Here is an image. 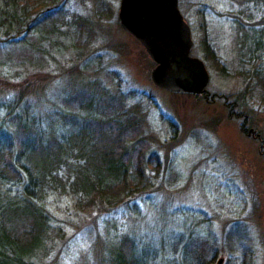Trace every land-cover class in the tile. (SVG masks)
I'll return each mask as SVG.
<instances>
[{
    "label": "rangeland",
    "instance_id": "374dc122",
    "mask_svg": "<svg viewBox=\"0 0 264 264\" xmlns=\"http://www.w3.org/2000/svg\"><path fill=\"white\" fill-rule=\"evenodd\" d=\"M61 2L58 18L19 41V35L3 41L0 32V117L10 101H25L43 116L60 106L65 90L98 85L138 117L160 170L153 187L134 199V210L104 215L51 196L48 207L64 239L38 263L100 264L113 236L128 232L160 249L162 264H182L178 239L189 236L216 245L211 264H264V104L256 87L238 104L246 88L241 40L250 27L264 29L261 1L178 0L213 102L152 83L155 62L119 25V0ZM79 22L91 36L83 50L73 45ZM243 123L260 140L247 136Z\"/></svg>",
    "mask_w": 264,
    "mask_h": 264
},
{
    "label": "trees",
    "instance_id": "16d2710c",
    "mask_svg": "<svg viewBox=\"0 0 264 264\" xmlns=\"http://www.w3.org/2000/svg\"><path fill=\"white\" fill-rule=\"evenodd\" d=\"M61 1L0 0L2 40L19 35L14 39L19 41L55 20ZM255 1L264 5V0ZM102 6L105 13L108 8ZM83 26L78 23L73 39V45L82 50L91 37ZM263 30L250 27L241 40L246 47L240 58L246 66L241 72L246 88L239 105L255 87L258 102L264 104ZM60 99V106L49 114L44 111L43 116L30 111L25 101L19 106L12 101L4 105L0 117V264H39L40 257H49L63 242L65 229L54 222L48 207L52 197H66L77 210L96 207L109 215L123 207L134 210V199L149 191L158 177L159 157L138 117L124 108L120 97L97 85L67 89ZM112 240L100 264H162L160 249L147 240L128 232L115 234ZM207 240L179 238L182 264H211L217 247ZM44 264L54 263L46 260Z\"/></svg>",
    "mask_w": 264,
    "mask_h": 264
},
{
    "label": "flooded vegetation",
    "instance_id": "af4514ba",
    "mask_svg": "<svg viewBox=\"0 0 264 264\" xmlns=\"http://www.w3.org/2000/svg\"><path fill=\"white\" fill-rule=\"evenodd\" d=\"M172 2L173 0H119L117 9L118 23L133 38L135 37L131 32L147 37L157 50L169 57L171 67H173L169 71L167 70L168 75H165V84L171 81V77H174L177 84L179 83L186 87L198 86L201 73L200 68L197 66L198 64L201 65L200 67L204 68L202 70L208 76L207 82L201 88V92L175 93L197 98L201 97L206 102H213L217 96L207 90L210 77L206 65L202 59L191 53L194 45L191 28L178 7V0H175L177 11H174ZM136 40L139 42L138 39ZM155 66L156 63H154ZM158 89L170 91L161 87H158ZM249 129L250 127L246 125L242 127L243 132H246L247 136L251 135L260 140L258 131L252 128L250 132Z\"/></svg>",
    "mask_w": 264,
    "mask_h": 264
},
{
    "label": "water",
    "instance_id": "95a60500",
    "mask_svg": "<svg viewBox=\"0 0 264 264\" xmlns=\"http://www.w3.org/2000/svg\"><path fill=\"white\" fill-rule=\"evenodd\" d=\"M172 5L174 7V11H177L175 8V0H173ZM132 35L139 40L140 44L144 47L145 51L147 52L148 56L156 63V66L151 70L150 77L152 83L161 88L169 89L173 92H201V88L205 85L207 82L208 76L206 72H204V68L200 67L201 65L198 64L197 67L200 68V77H199V84L195 87H186L181 84H177L176 79L174 77H171V81L169 83H164V79H166L165 75H168L167 70L169 71L171 67V61L169 57L166 56L165 53L157 50L147 39V37H143L142 35L131 32ZM198 61V60H197ZM203 69V70H202ZM168 79V78H167ZM249 131H252V128L249 129Z\"/></svg>",
    "mask_w": 264,
    "mask_h": 264
}]
</instances>
